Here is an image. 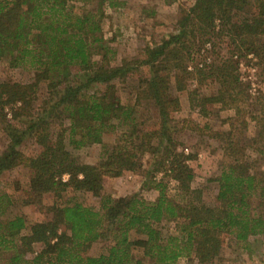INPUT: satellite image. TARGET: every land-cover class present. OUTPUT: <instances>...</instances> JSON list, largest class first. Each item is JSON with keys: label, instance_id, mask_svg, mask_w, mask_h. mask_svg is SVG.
Masks as SVG:
<instances>
[{"label": "trees", "instance_id": "16d2710c", "mask_svg": "<svg viewBox=\"0 0 264 264\" xmlns=\"http://www.w3.org/2000/svg\"><path fill=\"white\" fill-rule=\"evenodd\" d=\"M121 4L0 0V66L32 73L28 82L0 80V124L8 136L0 178L27 168L23 203L44 214L28 225L24 215L10 213L13 199L0 191V264H211L227 239L247 248L251 237L264 233V89L250 102L238 68L242 57L264 61V0H195L173 33L111 65L104 8ZM215 38L226 53L191 68ZM129 79L135 99L125 103L117 83ZM210 84L214 91L201 93ZM175 91L188 92L204 117L222 108L234 112L224 120L228 129L210 134L225 160L214 179L212 205L193 187L189 161L195 156L176 138L173 114L181 101ZM107 133L114 135L112 143L104 142ZM28 137L39 146L34 155L20 149ZM93 145L102 150L95 164L80 161L69 148ZM146 157L142 188L156 190L155 200L104 194L108 178L144 173ZM171 181L174 197L168 194ZM70 192L92 193L101 209L74 198L61 202ZM46 194H53V203H45ZM95 242L107 244L98 256L89 253Z\"/></svg>", "mask_w": 264, "mask_h": 264}, {"label": "rangeland", "instance_id": "374dc122", "mask_svg": "<svg viewBox=\"0 0 264 264\" xmlns=\"http://www.w3.org/2000/svg\"><path fill=\"white\" fill-rule=\"evenodd\" d=\"M123 2L119 7H105L102 21V31L111 53L109 62L111 65L120 64L124 59L138 56L145 44L152 40L160 39L176 29V23L182 11L193 5L195 0H120ZM94 8V5H93ZM213 45L205 47L201 56L196 57L191 68L199 64H209L212 60L226 53V46L220 38L213 39ZM95 59L101 60L96 55ZM240 77L248 87L250 102H255L264 89V61L260 62L252 55L242 57L238 60ZM32 78V73L23 69L10 68L7 65L0 66V80H12L28 82ZM135 82L131 79L118 82L117 87L125 103H132L135 99ZM214 86L211 84L202 88L201 93H212ZM44 90L41 89L38 103L41 101ZM181 101V108L173 114L179 128L176 138L180 141L181 149L195 157L189 161L195 178L193 187L203 191V199L208 205H212L218 189V184L214 179L220 174L221 167L225 162L224 157L218 149V143L210 138L212 131L217 129L226 130L229 125L224 120L234 112L227 109L214 110L211 117H204L199 110L193 108L188 92H178ZM219 108V107H217ZM155 113V111H153ZM144 116H148L143 110ZM153 116V114H151ZM150 116V117H151ZM14 122V121H13ZM210 129H204V126ZM203 129V131H200ZM255 123L250 121L248 134L254 135ZM0 124V152L8 143V136ZM114 135L107 133L104 142L112 143ZM74 155L82 162L91 164L98 163L101 158L100 145H93L75 150L69 146ZM20 149L26 155L37 153L39 146L31 138H25L20 145ZM150 160H144V173L125 172L119 177H111L106 180L104 194L114 198L140 193L146 200L153 201L157 198L158 192L154 189H143L142 182L149 167ZM259 168L264 171V157ZM28 170L24 166H18L6 171L0 178V191L11 195L13 203L10 207L11 214H21L27 219L28 225L44 219V214L39 209L23 203L24 190L28 188ZM67 179V177H66ZM168 194L172 197L176 194V183H169ZM74 198L75 200L91 206L96 210L101 209L99 197L90 192H70L65 194L61 202ZM45 203L51 204L54 201L53 194L45 195ZM264 213L263 208L259 209ZM173 226V224L169 225ZM107 244L95 242L89 248V253L98 256L105 252ZM181 264H186L185 259L180 260ZM211 264H264V233L251 237L250 244L244 248L242 244H237L232 238L226 240L225 245L217 259Z\"/></svg>", "mask_w": 264, "mask_h": 264}, {"label": "built area", "instance_id": "2783aa9c", "mask_svg": "<svg viewBox=\"0 0 264 264\" xmlns=\"http://www.w3.org/2000/svg\"><path fill=\"white\" fill-rule=\"evenodd\" d=\"M64 179H66V177H64Z\"/></svg>", "mask_w": 264, "mask_h": 264}]
</instances>
